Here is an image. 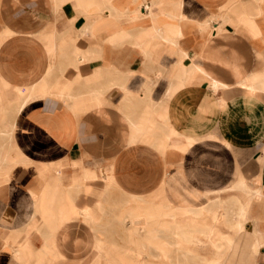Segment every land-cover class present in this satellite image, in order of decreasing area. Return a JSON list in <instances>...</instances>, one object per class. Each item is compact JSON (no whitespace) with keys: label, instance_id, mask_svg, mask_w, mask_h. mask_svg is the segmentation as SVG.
I'll use <instances>...</instances> for the list:
<instances>
[{"label":"crops","instance_id":"obj_1","mask_svg":"<svg viewBox=\"0 0 264 264\" xmlns=\"http://www.w3.org/2000/svg\"><path fill=\"white\" fill-rule=\"evenodd\" d=\"M129 151L146 192L121 187ZM142 204L167 214L152 243L126 219ZM224 247L219 264H264V0H0V264Z\"/></svg>","mask_w":264,"mask_h":264},{"label":"rangeland","instance_id":"obj_2","mask_svg":"<svg viewBox=\"0 0 264 264\" xmlns=\"http://www.w3.org/2000/svg\"><path fill=\"white\" fill-rule=\"evenodd\" d=\"M207 154L209 155L208 158H212L213 157V151L210 149H207ZM139 152H143L144 155L140 154ZM203 152V150L200 151V153ZM199 153V151H193L191 153V155L189 156V162L188 165L189 167H193L195 166V158L197 156V154ZM125 161L126 164L124 162L123 168H121V170H128L127 173L128 175L126 176L125 181L122 182L121 187L124 190L127 191H131V192H146L151 188V185L148 181L149 179V174H150V162H144L143 158H148L149 155L146 154V151H129L126 153L125 155ZM161 166L160 163H158L157 166V173L158 175L161 174ZM208 169L213 170V167H209ZM152 173L155 175V167L152 166L151 167ZM103 187V183L100 182L98 184H96V190H99ZM119 190H113L109 193V195H105L103 198H110L112 200H118L120 193L118 192ZM123 192V191H122ZM95 197L90 198L89 200L94 201ZM129 205V204H128ZM109 206V205H108ZM144 206V205H143ZM146 209H149L147 206H144ZM113 208V207H112ZM111 207L107 208L108 214H113V209ZM110 220L111 217L110 216ZM114 225H116L115 221H110L109 223H107V225L105 226L107 230H109L111 233H114L115 238L117 241L119 242H124L123 238H122V233L118 228L116 227L114 229ZM189 249V248H188ZM205 252H208L207 249Z\"/></svg>","mask_w":264,"mask_h":264},{"label":"bare ground","instance_id":"obj_3","mask_svg":"<svg viewBox=\"0 0 264 264\" xmlns=\"http://www.w3.org/2000/svg\"><path fill=\"white\" fill-rule=\"evenodd\" d=\"M245 184V183H244ZM241 186V185H240ZM242 187V186H241ZM243 188V187H242ZM244 188H245V186H244ZM132 201V200H131ZM133 202H134V200H133ZM138 203H139V201H138ZM136 204V203H135ZM164 206V205H163ZM163 208V207H162ZM170 210V209H169ZM206 210H207V208H206ZM205 210V211H206ZM241 210H243L242 208H241ZM157 211V210H156ZM155 211V212H156ZM167 211V210H166ZM160 212H162V211H160ZM164 212V211H163ZM162 212V213H163ZM244 212V211H243ZM196 213V212H195ZM165 215H167V214H163V215H160V214H154V213H152L151 211H150V209H146L144 206H143V204L142 205H140L139 206V208L137 209V210H135V213H131V214H129V215H127L126 216V219L131 223V225H135V223L136 222H138V221H140L141 220V222H138L139 224H140V227L142 228V230H143V234H142V240H144L145 242H147V243H152L155 239H157L156 238V235H155V232H153L152 230H150L149 228H150V222H157V221H159L160 219H164L163 217L165 216ZM173 215V214H172ZM242 215V214H241ZM246 215V214H245ZM197 217V216H196ZM245 217V216H244ZM166 218V217H165ZM241 218V217H240ZM165 220V219H164ZM172 221V220H171ZM239 222V221H238ZM167 225V224H166ZM195 225V224H194ZM236 225L237 224H235V227H236ZM163 226V225H162ZM175 226V225H174ZM234 226V225H233ZM238 226H240V225H238ZM179 227V226H178ZM177 227V228H178ZM181 227V226H180ZM241 228V227H240ZM185 229H186V227H185ZM137 230V229H136ZM158 230V229H157ZM184 230V229H183ZM189 230V229H188ZM234 230V229H233ZM238 231V230H237ZM138 232V231H137ZM177 232V231H176ZM195 234V233H194ZM193 234V235H194ZM195 236V235H194ZM141 238V237H140ZM196 239V238H195ZM211 239H212V237H211ZM227 240V239H226ZM140 241V240H139ZM227 241H229V240H227ZM157 243V242H156ZM160 243V242H159ZM225 243V242H224ZM222 245V244H221ZM163 246V245H162ZM194 246V245H193ZM192 246V247H193ZM164 247V246H163ZM180 247V246H179ZM183 247V246H182ZM223 247V246H222ZM227 247V246H226ZM228 249H229V247H227ZM157 249H159V250H163L164 248H161V246H158L157 247ZM191 249L192 248H189L188 250L191 252ZM224 249H225V247L224 248H219V258H218V262H211V263H209V264H219L220 262H219V260H220V258H222L221 257V255H222V252L224 251ZM217 250V249H216ZM166 252V251H165ZM188 252V251H187ZM221 254V255H220Z\"/></svg>","mask_w":264,"mask_h":264}]
</instances>
